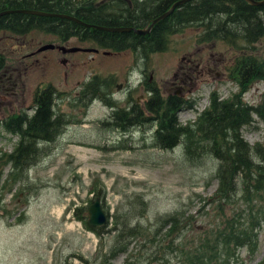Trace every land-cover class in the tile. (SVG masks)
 Wrapping results in <instances>:
<instances>
[{
    "label": "rangeland",
    "instance_id": "rangeland-1",
    "mask_svg": "<svg viewBox=\"0 0 264 264\" xmlns=\"http://www.w3.org/2000/svg\"><path fill=\"white\" fill-rule=\"evenodd\" d=\"M200 30L194 25L185 26L169 34L166 48L145 58L130 50L108 54L64 53L55 48L36 51L43 44L56 43L55 36L38 30L18 36L0 32V52L6 58L0 71V120L7 113L25 110L33 90L47 86L60 92L54 97L53 110L67 119L54 140L37 143L43 151L40 149L37 160L26 169V178L7 192L0 186V264H126L125 257L129 264H144L142 258L155 245L143 240H130L131 256L118 253L107 258L115 212L127 215L130 225L138 220L149 234L157 218L175 210L192 215L182 231L185 239L208 226L210 210L200 206L216 187L217 160L206 155L200 162L191 163L180 145L167 150L152 146L153 127L145 124L121 130L107 121L115 105H124L129 96H140L143 91L138 83L144 76L155 82L161 94L171 87L174 73L175 83L183 80L184 98L194 103L193 109L178 111L181 123L193 120L206 106L211 90L220 97L234 92L227 67L232 66L236 54L247 49H237L219 39L200 40ZM243 43L239 39L236 46ZM66 46L93 45L71 39ZM248 50L264 66V36ZM187 64L189 70L185 69ZM97 74L111 76L108 97L115 102L112 108L98 99L85 105L76 100L82 86ZM242 100L264 107V78L252 81ZM255 125L242 131L250 144L263 139L264 124L256 121ZM15 142L16 136L0 125V152L10 151ZM8 165L2 169L0 184ZM92 185L100 188L103 197L95 195V189L89 190ZM94 197L99 198L109 216L99 235L86 229L72 211L82 208L80 214L85 219L86 208ZM236 252L227 264H256L264 255V224L258 231L254 252L245 248ZM164 257L169 264H178L176 258Z\"/></svg>",
    "mask_w": 264,
    "mask_h": 264
},
{
    "label": "trees",
    "instance_id": "trees-1",
    "mask_svg": "<svg viewBox=\"0 0 264 264\" xmlns=\"http://www.w3.org/2000/svg\"><path fill=\"white\" fill-rule=\"evenodd\" d=\"M173 1L175 0H153L152 6L138 15V18H142L135 23H107L97 15L81 19L114 27H140L160 15ZM157 2H161L158 12L154 10ZM47 7L43 0H0V12L19 9L49 11ZM193 25L201 27L198 34L200 40L219 39L237 49H247L236 54L232 66L227 68L235 91L220 97L215 90H211L206 106L195 114L193 120L181 123L177 119L178 111L193 109L194 102L191 99L166 97L161 94L155 82L148 81L145 76L141 80L143 90L148 93L142 106L145 112L142 107L133 104L131 96L126 98L124 105H115L108 97L111 76L92 75L76 97L83 105L92 99L100 100L109 108L115 105L107 121L121 130L134 125L147 124L153 127L152 146L158 149L167 150L180 145L184 157L191 163L200 162L206 155L217 160L214 172L216 187L210 196L202 199L203 204L200 206L201 209L207 206V210H210L208 226H204L193 237L185 239L182 231L189 225L192 215L185 210H175L157 218L158 223L149 234L138 224V220L130 225L127 215L115 212L109 229L113 231V241L107 258L118 253H128L127 256H131L128 244L132 239L155 245L142 258L144 264H152V261H159L156 264H169L165 255L176 258L178 264H227L230 258L236 257V251L240 248H245L249 253L254 252L258 231L264 224V135L261 141L250 144L243 138L242 131L256 126V121L264 124V107L262 103L252 105L244 102L242 95L252 81L264 78V66L248 50L264 36V4L255 6L244 0H188L176 5L167 16L141 35L133 31L82 27L65 19L42 15L20 12L0 15V30L24 34L34 29L60 37L77 35L82 39L92 40L98 48L111 52L130 50L144 58L152 52L164 50L169 34ZM239 39L244 43L237 47ZM5 59V55L0 52V68ZM58 95L60 92L52 86L36 88L31 100L35 106L32 114L22 111L18 114L9 113L0 120L3 129L16 136L11 150L0 152V176L3 167L9 164L0 184L6 192L15 183L26 178V169L37 160L40 149L43 151L37 143L54 140L66 123L63 113L55 114L53 110V100ZM127 105H130L129 111ZM89 190H94L95 195L103 197V192L95 185ZM18 192H21V188ZM72 211L76 219L82 220L85 228L96 235L107 224L89 226L85 222L86 218L80 214L82 208L75 207ZM105 213L108 218V213ZM175 239L177 242L172 244ZM125 262L129 264L126 257ZM256 264H264V255Z\"/></svg>",
    "mask_w": 264,
    "mask_h": 264
},
{
    "label": "flooded vegetation",
    "instance_id": "flooded-vegetation-1",
    "mask_svg": "<svg viewBox=\"0 0 264 264\" xmlns=\"http://www.w3.org/2000/svg\"><path fill=\"white\" fill-rule=\"evenodd\" d=\"M43 1L46 3V6H48L47 8L49 9V11H57L60 13L73 15L79 19H81V17H84V16H89V15L96 16L97 15L98 17L105 19L104 21H106L107 23H113V24L114 23H119V24L120 23H135L137 21V19L142 18V17L138 18L139 17L138 15L144 13L145 10L150 8L153 4V0H43ZM35 2H36V0H35ZM173 2H171V4ZM182 3H184V2H182ZM160 4H161V2L156 3L155 8H154V10L156 12L160 11ZM53 6H55V7H53ZM24 10L44 11V10H35V9H24ZM25 14L38 15V14H33V13H25ZM42 16H45V15H42ZM49 17L65 19V20L73 22L77 25H80L82 27L92 28L91 27L92 25L72 21V20L64 18V17H59V16H49ZM149 22H150V20L147 23H149ZM147 23H145L143 26H140L138 28L144 27ZM86 25H89V26H86ZM120 26H122V25H120ZM32 30H34V29H32ZM32 30H30V31H32ZM2 31L5 32L8 30H0V32H2ZM30 31H28L26 33H29ZM8 32H10V31H8ZM26 33H24V34H26ZM11 34H13L15 36L16 35L17 36L22 35V34H16V33H12V32H11ZM51 35L55 36L56 43H47V44L52 45L51 49L55 48L56 50H59L60 52L67 53L66 49L69 48V46H66V43H68V41L71 39H73L79 43H89V44L93 45L92 47H81V46H76V47L95 48L96 49V51H94V52L93 51L78 50L81 52H89V53H93V54L97 53L98 51H100L102 54H108L111 52L109 50H104V49L98 48L96 46V43L93 42L92 40L82 39L77 35H71L68 37H64V36L60 37L56 34H51ZM60 47H62V48H60ZM38 48H36V51H40V50H38ZM75 52H77V51H75ZM61 61L65 62L66 60L64 58H61ZM186 61L190 62V60H188V59H186ZM182 69H183V67H182ZM185 69L189 70L190 66L187 64ZM0 71H1V68H0ZM141 73H143L142 70H141ZM185 73H186L185 71L181 70V74L186 77L187 75ZM175 75H176V73L173 74L174 77H175ZM216 75H218V73H216ZM174 77H173L172 81L170 82L171 87L167 88V91H165L162 94L166 97L177 96V97L184 98L183 93H184L185 88H184V85L182 84L183 80L179 79L180 84H177V83H175ZM9 78H10V76L8 77V82H10ZM188 79L191 80L190 77H188ZM193 82L194 81L192 80L190 83H193ZM12 84L14 86L15 82L13 81ZM138 85L141 87L143 92L140 94V96L137 99H134L133 104H135L136 106L138 105V106L142 107L143 102L146 100L148 93L143 90L142 82H139ZM118 86L119 85H116V88H118ZM125 86H127V84H125ZM34 90L32 92V97H33ZM128 106H130V105H127V110L129 111L130 108ZM34 107H35L34 104L31 102L29 104V106L25 109L26 111L25 110H21V111L25 112L26 114H28L27 112L29 111L30 113L28 115H30L34 111ZM142 110H143V112H145L143 107H142ZM18 113H19V111H17L16 113H10V114H18ZM7 114H9V113H7ZM134 127H138V125H134ZM127 131H129V130H127Z\"/></svg>",
    "mask_w": 264,
    "mask_h": 264
},
{
    "label": "water",
    "instance_id": "water-1",
    "mask_svg": "<svg viewBox=\"0 0 264 264\" xmlns=\"http://www.w3.org/2000/svg\"><path fill=\"white\" fill-rule=\"evenodd\" d=\"M188 0H176L174 1L168 8H166L160 15L154 17L153 19L150 20L149 23H147L144 27L138 28V27H132V26H120V27H114L111 25H102V24H95V23H91V22H86L83 21L73 15H68V14H64V13H60L57 11H33V10H24V9H20V10H6V11H2L0 12L1 14H5L8 12H20V13H33V14H38V15H45V16H59V17H64L67 19H70L72 21H76V22H81V23H85V24H89L92 25V28H96V29H101V30H106V31H133L136 34H144L146 33L153 25L155 22H157L158 20H160L161 18L167 16L172 10L173 8ZM247 3L251 4V5H262L264 4V0H244ZM86 25V26H89ZM46 48H52L51 44H44L42 46H40L38 48V50H43ZM62 48V47H60ZM67 52H74V51H96L95 48H80V47H69L66 49ZM107 222V216L106 213L104 212V210L102 209L101 205H100V201L98 197H94L92 202L87 206L86 208V224L92 227H99V226H103L105 223Z\"/></svg>",
    "mask_w": 264,
    "mask_h": 264
}]
</instances>
